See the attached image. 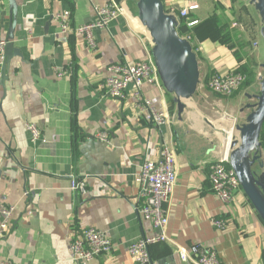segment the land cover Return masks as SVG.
I'll return each mask as SVG.
<instances>
[{
  "label": "crops",
  "instance_id": "crops-1",
  "mask_svg": "<svg viewBox=\"0 0 264 264\" xmlns=\"http://www.w3.org/2000/svg\"><path fill=\"white\" fill-rule=\"evenodd\" d=\"M110 1L0 0V41H12L21 54H12L4 78L0 64V218L2 205L15 207L0 243V264H138L129 245L159 231L137 209L142 202L135 179L145 160L160 157L163 146L175 154L177 184L165 205L168 240L150 246L152 264H191L180 259L178 250L194 243L216 249L223 264H264V221L244 192L225 203L210 181L211 164L229 155V139L238 136L237 126L246 121L247 105L255 100L264 64L262 29L250 36L237 27L232 7L237 0L231 6L222 0L229 28L236 30L235 47L221 35H190L207 89L200 97L223 112L197 106L193 97L180 113L162 81L146 83L144 95L169 116L157 126L139 113L130 91L116 99L98 89L109 65L153 60L151 37L138 19L136 3L113 0L125 12L94 31L96 51L75 31L95 19L96 7ZM216 1L164 3L178 8L198 4L189 14L198 22L215 14ZM67 9L73 31L63 33L56 15ZM240 59L251 63L253 82L227 97L214 93L208 78L216 70H236ZM216 120L225 127L212 123ZM27 122L39 127L38 141L31 140ZM102 131L108 141L96 138ZM72 176L83 181L84 193L70 188ZM214 219L226 227L218 228ZM89 227L106 232L114 249L92 261L75 260L71 241Z\"/></svg>",
  "mask_w": 264,
  "mask_h": 264
},
{
  "label": "built area",
  "instance_id": "built-area-1",
  "mask_svg": "<svg viewBox=\"0 0 264 264\" xmlns=\"http://www.w3.org/2000/svg\"><path fill=\"white\" fill-rule=\"evenodd\" d=\"M199 7L192 3L187 7L178 8L176 5L166 6V12L174 15L178 21V27L182 20L187 18L190 11ZM125 12L123 5L116 1H110L101 7L95 8V19L75 27V31L81 35L88 47L96 51L97 39L95 30L105 29L111 21ZM71 11L64 10L56 15L60 29L63 33L73 31L71 23ZM197 23L196 20H189L188 27ZM192 42L190 34L182 35ZM7 41H0V64L3 65L4 54ZM196 53L199 51L194 46ZM108 74L99 84L98 89L104 95L116 98H126L130 91L136 99L135 106L141 115L145 116L153 125L161 126L169 121L166 111L159 109L154 101L146 97L143 87L146 83L159 84L161 79L157 72L154 61H119L108 66ZM65 71L58 73L62 76ZM246 80V75L240 71H219L216 70L210 77L207 86L216 94L229 96L237 91ZM131 87V88H130ZM26 127L31 133V140L36 142L41 137V131L35 122H27ZM96 138L101 141H108L109 136L105 131L96 134ZM229 161V155L213 162L210 166V181L212 189L217 197L223 202H232L242 186ZM136 183L139 187V198L142 204L137 207L142 217L150 221L154 228L159 231L157 235L147 236L131 243L128 251L134 261L138 264H152L150 246L152 244L168 240L166 228L169 216L165 207L169 201L173 188L177 184L176 157L168 146H163L160 157L156 160H145L140 171L136 175ZM70 188L74 191L85 192L82 180L76 176L70 178ZM15 207L2 205L0 218V243L7 236ZM213 223L220 229L226 227V222L221 219H214ZM71 251L73 259L80 261H92L95 258L110 254L114 245L110 236L97 228L89 227L75 235L71 241ZM179 257L184 262L191 264H223L216 249L202 243H194L190 247H180ZM1 264H16L9 260H4Z\"/></svg>",
  "mask_w": 264,
  "mask_h": 264
},
{
  "label": "water",
  "instance_id": "water-1",
  "mask_svg": "<svg viewBox=\"0 0 264 264\" xmlns=\"http://www.w3.org/2000/svg\"><path fill=\"white\" fill-rule=\"evenodd\" d=\"M264 23V0H249ZM138 19L148 30L152 41V56L159 77L166 90L175 95L177 108L182 113L186 101L192 100L201 82V69L193 43L177 30L178 21L166 12L163 0H136ZM264 34V26L262 28ZM21 55L12 41H7L3 78L12 54ZM264 67V64H263ZM260 92L254 94V103H248L250 112L246 121L237 126L238 136L231 141L229 161L249 201L264 221V172L254 169L262 162L260 135L264 124V75L260 78Z\"/></svg>",
  "mask_w": 264,
  "mask_h": 264
},
{
  "label": "trees",
  "instance_id": "trees-1",
  "mask_svg": "<svg viewBox=\"0 0 264 264\" xmlns=\"http://www.w3.org/2000/svg\"><path fill=\"white\" fill-rule=\"evenodd\" d=\"M232 1H235V0H232ZM163 3H164V0H163ZM164 5L166 9V4L164 3ZM216 5H217L216 12L213 16L203 19L201 21H198L192 27H188L187 22L188 20H193V19H190L189 16L183 19L181 26L178 27V32L181 35L192 34V36L199 37V38H205L206 36L216 37V36L221 35L223 41L224 39H228L227 41L231 42L230 46L235 47L234 35L232 33V30L229 28L230 21L226 19V15L223 13L225 10V6L222 4V0H217ZM204 25H207L208 33H200L199 36L196 35L195 34L196 31L204 27ZM239 58H240V55H239ZM240 61H241V65L238 66V68L235 71H240L246 75V80L242 84V86L249 85L253 82L255 78V71L253 68H251V65L249 63L243 62L242 59H240ZM209 79L210 77L206 81V85L208 84ZM260 141L262 142V149L264 150V124H263L261 135H260ZM228 165L231 166L230 164Z\"/></svg>",
  "mask_w": 264,
  "mask_h": 264
},
{
  "label": "rangeland",
  "instance_id": "rangeland-1",
  "mask_svg": "<svg viewBox=\"0 0 264 264\" xmlns=\"http://www.w3.org/2000/svg\"><path fill=\"white\" fill-rule=\"evenodd\" d=\"M129 1H133L137 5L136 0H129ZM227 3L229 4V6H231L230 4H232L231 0H228ZM248 3H249V0H237L236 2H233V6L232 7L234 8L233 14H234V19H235V21L237 23L236 25H238L237 27L245 28L246 32L251 36V35H254L255 33H258L263 28L264 23H263L262 19L259 20L260 18H258L257 14H255L253 7L250 4H248ZM235 31L236 30H232L233 35L235 34ZM200 33H208L207 25H204V27H202L198 31H196L195 34L199 36ZM195 46H196V43H195ZM263 75H264V67H262V76ZM260 89H261V86H260V81H259L257 83V86H256V92L259 93ZM205 92H207V89H205L204 83H202V81H201L197 92L193 96L196 99V102H194V104H196L197 106L201 105L202 107H204V106L208 107L209 106V107L215 109V105H210V104H214V103L208 104L206 102V100L204 101L203 98L200 97V94L205 93ZM221 96H223V95H221ZM221 96H219V97H221ZM255 101H256V99L252 103H254ZM188 104H189V102H188ZM215 111L216 112H218V111L219 112H223L221 109H218L217 107H216ZM219 126L225 127L223 124H221ZM261 152H262V150H261ZM262 155H263L262 156V162L264 164V153ZM254 169L257 171L258 174H261L262 171L264 172V167L260 168V167L255 165ZM241 192L243 193L244 191L241 190Z\"/></svg>",
  "mask_w": 264,
  "mask_h": 264
},
{
  "label": "bare ground",
  "instance_id": "bare-ground-1",
  "mask_svg": "<svg viewBox=\"0 0 264 264\" xmlns=\"http://www.w3.org/2000/svg\"><path fill=\"white\" fill-rule=\"evenodd\" d=\"M213 120H214V119H213ZM225 121H226V123H228V125H229L228 127L233 126V123H232L231 121H227V120H225ZM212 123L215 124V125H218V126H219V124H218L217 121H212ZM228 127H227V128H228ZM231 128H232V127H231ZM229 130H230V129H229ZM224 131H225V130H224ZM230 132H231V131H230ZM224 133H225V132H224ZM219 134H220V133H219ZM231 135H232V134L229 133V137H230ZM233 136H234V135H233ZM231 141H232V140H231ZM231 141H230V139H229V143H230ZM228 149H229V148H228ZM227 151H228V150H227ZM226 155H227V154H226Z\"/></svg>",
  "mask_w": 264,
  "mask_h": 264
}]
</instances>
